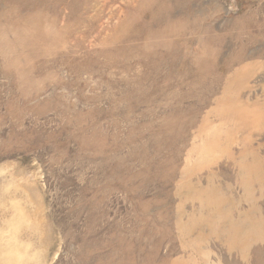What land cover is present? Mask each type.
Masks as SVG:
<instances>
[{"label": "rangeland", "instance_id": "rangeland-1", "mask_svg": "<svg viewBox=\"0 0 264 264\" xmlns=\"http://www.w3.org/2000/svg\"><path fill=\"white\" fill-rule=\"evenodd\" d=\"M0 264H264V0H0Z\"/></svg>", "mask_w": 264, "mask_h": 264}]
</instances>
